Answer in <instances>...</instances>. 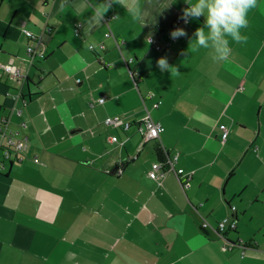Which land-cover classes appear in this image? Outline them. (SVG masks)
<instances>
[{
	"label": "crops",
	"instance_id": "0c3cea01",
	"mask_svg": "<svg viewBox=\"0 0 264 264\" xmlns=\"http://www.w3.org/2000/svg\"><path fill=\"white\" fill-rule=\"evenodd\" d=\"M196 3L139 0L134 21L135 0H0V65L23 75L0 67V119L25 122L29 137L23 159L0 170V264H264V0L240 30L247 42L227 37V61L210 39L192 51L198 28L210 34L207 9L184 15ZM178 28L185 35L155 48ZM17 92L22 116L7 96ZM145 105L164 126L160 141L138 132ZM115 116L132 125L104 123ZM157 146L191 173L185 187L172 171L148 177L164 162ZM232 215L226 250L201 220L215 228Z\"/></svg>",
	"mask_w": 264,
	"mask_h": 264
},
{
	"label": "built area",
	"instance_id": "2783aa9c",
	"mask_svg": "<svg viewBox=\"0 0 264 264\" xmlns=\"http://www.w3.org/2000/svg\"><path fill=\"white\" fill-rule=\"evenodd\" d=\"M176 21L178 23H186L188 22L187 17H177ZM24 33L32 40H36V37L27 30H24ZM178 36H175L172 38V41L166 42L164 46L155 45L156 49H161L162 47H169L174 40L177 39ZM92 48V47H91ZM104 48V46H102ZM27 51L29 54L34 53V48L32 46H29L27 48ZM39 57H43L42 54H38ZM0 67L3 69V71L10 76L13 80H19L23 77L21 74V71L18 67H16L13 64V61H11L8 64H1ZM7 96L11 98L13 101H20L21 107L16 108L14 107L13 110L16 115L22 116L23 115V108L28 104V100L23 96L21 92L17 93H8ZM153 95H151L152 97ZM105 97L99 98V103H104ZM160 102L156 103L155 106L159 105ZM146 114L141 119L139 123L138 132L142 136L144 142H149L152 140L160 141L161 133L164 131V126L161 122L156 121L150 114V111L148 110L147 106L145 105ZM10 119L8 117H3L0 119V170L4 169V163L5 162H11L14 160L21 161L23 159V153L25 152L29 137L24 134L23 130L26 127L25 122L20 123V128H10L9 127ZM104 123L107 126L112 127H122L123 129L127 130L130 128L132 123L128 120H125L124 118L120 116L115 117H108L105 119ZM222 130V140L224 141L227 138L228 130L226 126L221 125ZM111 142H118L117 136H111L110 137ZM179 160V156L177 154L173 156H168L164 162H155L152 165L151 170L148 173V177L160 182V178L163 177L167 172H174L178 179L180 180L183 187L186 186V184L181 181V176L186 175L188 179L191 178V173H185L182 168L177 169L176 164ZM39 160L36 158L35 162H38ZM231 210L235 211L236 207L233 205L231 206ZM238 225V219L235 216H225L221 221L217 223V226L214 228L205 218H202L201 220V227L204 230L207 229H213L219 238L224 240V249H231L235 244L231 243L227 237L226 234L229 231L236 230Z\"/></svg>",
	"mask_w": 264,
	"mask_h": 264
},
{
	"label": "clouds",
	"instance_id": "9594fccd",
	"mask_svg": "<svg viewBox=\"0 0 264 264\" xmlns=\"http://www.w3.org/2000/svg\"><path fill=\"white\" fill-rule=\"evenodd\" d=\"M113 3L124 4L125 0H112ZM259 0H197V3L185 10V16L199 17L205 9H207L206 24L210 29V34L206 37L203 29L196 30V42L192 47V51H197L196 46L208 48V40L213 41V46L219 54L220 61H227L231 56L229 41L227 37H231L236 43H246L247 36L241 35V29L249 26L247 14L254 8L258 7ZM110 4L104 3L96 7L94 11V20L98 24L99 19L109 10ZM134 21H142L139 0H135V4L129 10ZM183 18V17H182ZM171 35H185L183 29L174 30ZM161 71H175L179 74L175 66L169 65L165 58L157 61Z\"/></svg>",
	"mask_w": 264,
	"mask_h": 264
},
{
	"label": "trees",
	"instance_id": "16d2710c",
	"mask_svg": "<svg viewBox=\"0 0 264 264\" xmlns=\"http://www.w3.org/2000/svg\"><path fill=\"white\" fill-rule=\"evenodd\" d=\"M156 151H157V153H158V155L160 157V160H162V161L164 160L165 161V156H164L163 150L161 149L160 146L156 147Z\"/></svg>",
	"mask_w": 264,
	"mask_h": 264
},
{
	"label": "rangeland",
	"instance_id": "374dc122",
	"mask_svg": "<svg viewBox=\"0 0 264 264\" xmlns=\"http://www.w3.org/2000/svg\"><path fill=\"white\" fill-rule=\"evenodd\" d=\"M143 109H144V105H143ZM129 134H130V132H129ZM138 161H140L141 164L144 165V167L147 165L142 158H140Z\"/></svg>",
	"mask_w": 264,
	"mask_h": 264
}]
</instances>
